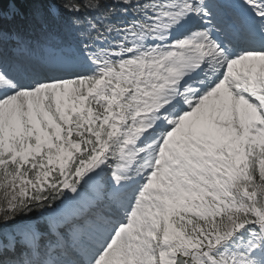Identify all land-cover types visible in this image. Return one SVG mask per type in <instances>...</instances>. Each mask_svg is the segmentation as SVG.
<instances>
[{
  "label": "snow or ice",
  "instance_id": "6c2138e0",
  "mask_svg": "<svg viewBox=\"0 0 264 264\" xmlns=\"http://www.w3.org/2000/svg\"><path fill=\"white\" fill-rule=\"evenodd\" d=\"M0 264H264V0H0Z\"/></svg>",
  "mask_w": 264,
  "mask_h": 264
},
{
  "label": "trees",
  "instance_id": "16d2710c",
  "mask_svg": "<svg viewBox=\"0 0 264 264\" xmlns=\"http://www.w3.org/2000/svg\"><path fill=\"white\" fill-rule=\"evenodd\" d=\"M0 195H2V193H0Z\"/></svg>",
  "mask_w": 264,
  "mask_h": 264
}]
</instances>
